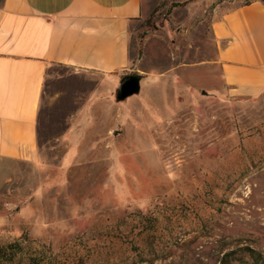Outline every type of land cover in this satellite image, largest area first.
Listing matches in <instances>:
<instances>
[{"label":"rangeland","instance_id":"rangeland-1","mask_svg":"<svg viewBox=\"0 0 264 264\" xmlns=\"http://www.w3.org/2000/svg\"><path fill=\"white\" fill-rule=\"evenodd\" d=\"M252 1L141 0L124 101L52 70L38 163L0 162V264H264V92L229 94L211 32Z\"/></svg>","mask_w":264,"mask_h":264},{"label":"crops","instance_id":"crops-1","mask_svg":"<svg viewBox=\"0 0 264 264\" xmlns=\"http://www.w3.org/2000/svg\"><path fill=\"white\" fill-rule=\"evenodd\" d=\"M141 0H3L0 6V162L39 161L38 119L55 67L119 87L130 71L129 32ZM224 87L264 92V2L227 11L211 26Z\"/></svg>","mask_w":264,"mask_h":264},{"label":"water","instance_id":"water-1","mask_svg":"<svg viewBox=\"0 0 264 264\" xmlns=\"http://www.w3.org/2000/svg\"><path fill=\"white\" fill-rule=\"evenodd\" d=\"M140 78L128 77L122 83L115 92V100L117 102L124 101L128 97L139 94L140 92Z\"/></svg>","mask_w":264,"mask_h":264},{"label":"trees","instance_id":"trees-1","mask_svg":"<svg viewBox=\"0 0 264 264\" xmlns=\"http://www.w3.org/2000/svg\"><path fill=\"white\" fill-rule=\"evenodd\" d=\"M262 2H264V0H261ZM249 3H246V4H244L243 6H246V5H248ZM127 77V76H126ZM126 77H124L122 80H121V83L126 79ZM250 259L252 260V264H259V261L256 259V258H254V257H250Z\"/></svg>","mask_w":264,"mask_h":264},{"label":"flooded vegetation","instance_id":"flooded-vegetation-1","mask_svg":"<svg viewBox=\"0 0 264 264\" xmlns=\"http://www.w3.org/2000/svg\"><path fill=\"white\" fill-rule=\"evenodd\" d=\"M126 78H128V76Z\"/></svg>","mask_w":264,"mask_h":264}]
</instances>
